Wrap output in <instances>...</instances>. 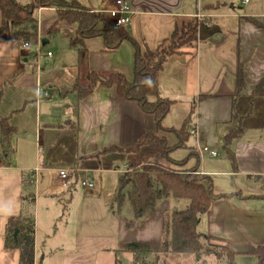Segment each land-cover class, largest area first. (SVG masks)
I'll return each instance as SVG.
<instances>
[{
	"label": "crops",
	"instance_id": "1",
	"mask_svg": "<svg viewBox=\"0 0 264 264\" xmlns=\"http://www.w3.org/2000/svg\"><path fill=\"white\" fill-rule=\"evenodd\" d=\"M67 1H78L96 12L115 9L117 0ZM125 1L131 6L133 15L130 24L120 31L136 40L143 52H147L148 47L156 53L182 27L193 24L194 40L168 58L160 76L161 96L174 101L163 125L179 130L187 123L188 132L198 120L202 144L216 149L219 156L190 158L184 168L195 167L200 174L211 177L217 195H231L212 203L210 212L202 215L198 231L221 239L237 252L234 264L251 259L259 264L255 251L257 246L264 244V198H261L264 196V113L262 115L258 110L264 107V94L254 97V92L264 79V0H249L248 3L243 0ZM197 14H201L200 19ZM57 18L54 8L37 9L31 18L36 21L37 34H32L28 20L10 25L0 40V87H4L0 110L8 94L16 103L13 110L0 119H8L11 123L16 114L23 115L28 106L35 107L36 139L40 143L37 148L39 143L36 141L34 157L20 154L17 139L21 127L18 123L11 124L12 135L3 136L0 141V264H20V250L6 246L8 224L11 218L27 216L32 205L37 213L42 187L49 191L45 195L53 200L59 199L60 192L66 194L62 187L66 188L70 196L66 200L68 203L73 202L82 188L76 182L68 185L55 170L38 172L36 183L35 167H78L89 170L92 177L97 173H114L121 177L132 156L112 152L99 160L97 155L103 149L127 147L147 132L165 137L170 146L179 141L173 132H158L155 117L144 112L135 101L121 98L116 87L97 85L81 100L76 93L62 95L66 88H73L78 63L72 81H56L52 84L53 95L36 102L34 53L23 49L21 36L12 38L11 35L27 34L30 41H36L39 35L43 37L50 33ZM3 23L0 9V28ZM75 30L76 25L62 21L54 33L60 36L58 40L62 46L74 50L67 32ZM44 41L46 44L47 40ZM85 43L88 64L80 73L81 87L90 85V71L104 75L118 72L133 79L135 49L131 42L124 41L114 52L107 50L101 37L89 38ZM54 58L53 53L52 61ZM240 70L244 76L241 87ZM55 94L58 98L53 99ZM66 108L72 110L66 112ZM55 111H60L61 116L54 115ZM228 136H231L229 141ZM62 139L73 145L65 159L53 154ZM194 151L198 154L195 139L189 134L185 147L175 150L171 156L182 161ZM229 151L234 153L236 165L232 163ZM58 178L62 181L55 183ZM118 189L112 198V207L118 204ZM171 202L177 201L170 197L158 202L153 216L142 220L138 229L131 228L138 236H131L123 246L132 241L148 242L154 251L159 250ZM73 222L77 224L70 221ZM80 235L76 232L74 240ZM35 256L38 264H47L50 256L41 253L37 232Z\"/></svg>",
	"mask_w": 264,
	"mask_h": 264
},
{
	"label": "trees",
	"instance_id": "2",
	"mask_svg": "<svg viewBox=\"0 0 264 264\" xmlns=\"http://www.w3.org/2000/svg\"><path fill=\"white\" fill-rule=\"evenodd\" d=\"M40 8H54L57 11L58 18L50 28V32L57 31L58 24L62 21L76 25L75 32L68 31L67 34L72 47L78 52V75L73 88H66L61 93L62 95L76 93L78 99L81 100L90 95L97 85L116 87L121 98L135 101L144 112L155 117L158 132H173L178 136V143L170 146L165 137H161L154 132H147L127 147H108L97 155L99 160H101V156L112 152L137 155L127 163L128 168L132 171L121 175L117 194L118 205L122 207L128 199L134 211V219L126 221L129 227L138 226L142 220L153 216L158 202L162 200L170 197L177 201L189 200V204L185 209L175 210L166 216L164 236L159 250L154 251L148 242L132 241L123 246V251L133 255L134 264H138L140 261L143 264H155L144 261L142 254L153 252L166 255L197 254L204 249L201 243L202 237L221 240L200 233L198 225L202 215L210 212L212 203L215 200L231 195H217L214 192L211 177L200 174L196 168L182 171L161 164L162 161H166L170 164L183 166L190 158L199 156L195 152L189 158H186L183 163L175 162L171 155L175 150L183 148L188 140V125L185 123L179 130L168 129L163 125V120L169 113L174 101L161 96L160 76L168 58L179 52V50L175 48L162 49L160 47L156 53L149 55L147 52L142 51V46L136 40L113 27L105 15L84 7L78 1L67 0H30L27 4H22L17 0H0L4 22L0 28V40L4 38L10 25L30 20L35 11ZM19 36L26 41H30L27 34L12 33L11 35L12 38ZM94 37L103 38L107 50L113 52L117 51L124 41L132 43L135 49L132 80H129L123 73L117 72L104 75L96 71H90L88 73L90 85L86 88L81 87L80 73L87 68L88 64V48L85 41ZM243 81V72L240 70V87ZM263 94L264 79L257 86L254 97ZM3 95L4 87H0V101ZM5 129L6 132H4L9 134V128L6 126ZM230 139L231 136H228L227 140ZM146 148L148 150L143 151ZM229 157L232 163L236 165V158L232 151H229ZM261 198H264V196ZM16 229H19L17 235H15ZM35 233V223L30 219H23L21 216L10 219L6 246L20 250V264L35 263ZM220 247L222 250H226L229 257L228 263L234 264L238 253L223 242ZM209 252L220 256L222 251L211 249ZM255 255L259 264H264V244L257 246Z\"/></svg>",
	"mask_w": 264,
	"mask_h": 264
},
{
	"label": "rangeland",
	"instance_id": "3",
	"mask_svg": "<svg viewBox=\"0 0 264 264\" xmlns=\"http://www.w3.org/2000/svg\"><path fill=\"white\" fill-rule=\"evenodd\" d=\"M238 2L240 1L238 0ZM236 5L239 6V3H236ZM28 23L30 24L29 26L30 30H32V34H37L35 31L36 21L31 19ZM56 35V33L50 32L40 37V42L43 47L42 53L51 51L55 55L54 61H52V59L48 60L45 57L41 59V63L44 66L40 73L41 87L42 89L48 90L51 96L53 95V83L60 80L69 82L74 79L76 70L75 65L78 63L77 51L62 46V43L58 40L60 36ZM194 38V26L186 25L164 43L161 48H175L180 51V49L188 46ZM44 40H47L46 44L43 43ZM30 42L35 45L32 52L36 54L37 40ZM32 59L34 60L33 57ZM55 98H58L56 94L53 96V99ZM15 105L16 103L12 96L10 94L6 95L1 106L0 116H6L5 114L8 115ZM69 110H72V108L64 109L66 112ZM258 111L262 112L263 115L264 107L262 110L260 108ZM22 112L23 111H21V113ZM60 113V111H55L54 115L60 117ZM36 117L37 111L35 107L28 106L25 114H21L20 116L16 114L11 120V123L8 119H0V141H2L3 136L9 137L12 135L14 128L11 124L18 123L21 127L17 139L19 143V153L34 157L37 148L40 146V143L36 139ZM6 126L9 128V134L5 133ZM36 141L37 144L39 143L37 148ZM59 143H61L60 146L53 150V154L58 155L57 157L60 159H65L67 154H69L68 150H71L73 145L69 141L63 139L60 140ZM147 150V148L143 149V151ZM192 153H195V151L190 152L189 156L192 155ZM129 155L132 156L130 160L137 157L136 154ZM189 156L187 158H189ZM130 160H128L127 163ZM184 160L174 161L183 163ZM161 164L168 168L182 171L193 170V168H195L185 169L184 167L187 163L183 166H178L162 161ZM131 171L132 170L129 169L126 164L124 173ZM93 178L95 181V188L79 189L72 203L66 201L70 198L66 188L62 187V192H66V194L60 192L58 196L60 199L59 201L57 198L53 200L51 197L45 195V193L49 191H45V187H42V193L40 195L41 200L40 203H38L39 205H37V213L34 211L32 205L30 212L27 216L23 217V219H30L34 223L36 219L37 225H35V231L37 232V237L39 233L40 251L46 254V256L50 255L47 264H134L133 255L123 251L122 247L128 238L131 236H138L136 230H131V228L134 227V229H138L141 225L129 227L126 224L127 220L134 219V212L129 201H126V203L122 205L121 210L118 204L112 207V198L114 197L116 188L119 187L120 176L114 173H97L93 175ZM61 181L62 180L59 179V181H55V183ZM188 204L189 200L186 199L171 202L170 214L174 210L185 209ZM113 208H116V210L113 211ZM68 219L70 221H76L77 224H74V222L71 224L69 221L67 226ZM81 221L83 223H81ZM76 232L81 233V235L74 240ZM201 243L204 249L197 254L166 255L164 253L157 254L153 252L142 254V259L147 263L155 264H229V257L226 254V250H222L220 247L222 243L220 240L202 237ZM211 249L221 250V255L216 256L209 252ZM138 264L143 263L140 261ZM239 264H257V261L254 262V260L251 259V261L247 260L246 263L240 261Z\"/></svg>",
	"mask_w": 264,
	"mask_h": 264
},
{
	"label": "built area",
	"instance_id": "4",
	"mask_svg": "<svg viewBox=\"0 0 264 264\" xmlns=\"http://www.w3.org/2000/svg\"><path fill=\"white\" fill-rule=\"evenodd\" d=\"M249 0H243V3H248ZM98 14L105 15L106 19L111 23V25L117 29H123L128 26L131 22V18L133 15V11L131 6L125 0H117L116 1V8L112 10L106 11H96ZM196 17L198 19L201 18V14H197ZM41 35L37 38V53L34 54V68L37 72V83H36V102L39 103L41 100L51 97V93L48 90L42 89L41 87V80H40V73L43 69V64L41 63L42 57H45L48 60L53 58V52L48 51L47 53H42V43L40 42ZM22 44L23 49L32 52L33 47L35 46L30 41H26L22 39L20 41ZM189 134L194 137L195 139V148L198 152L199 158L204 159L206 157H218L219 153L216 149L211 148L208 145H203L201 142V135L198 128V120L196 119L191 128L189 129ZM2 164V159L0 157V166ZM43 170H55L59 173L60 177L66 181L68 185L76 182L84 189H93L95 188V181L94 178L89 174V170L80 169L78 167H69V168H49V167H35L34 172L35 181L38 183V176L37 173ZM81 173H85L82 175ZM82 175V176H81ZM38 264V261L35 256V263Z\"/></svg>",
	"mask_w": 264,
	"mask_h": 264
},
{
	"label": "water",
	"instance_id": "5",
	"mask_svg": "<svg viewBox=\"0 0 264 264\" xmlns=\"http://www.w3.org/2000/svg\"><path fill=\"white\" fill-rule=\"evenodd\" d=\"M43 43L45 44V41H43ZM146 50H147V53H148L149 55H152V54H153V52L150 51V49H148V47H146ZM18 233H19V229H16V231H15V235H17Z\"/></svg>",
	"mask_w": 264,
	"mask_h": 264
}]
</instances>
